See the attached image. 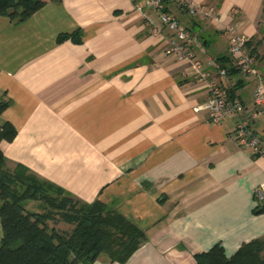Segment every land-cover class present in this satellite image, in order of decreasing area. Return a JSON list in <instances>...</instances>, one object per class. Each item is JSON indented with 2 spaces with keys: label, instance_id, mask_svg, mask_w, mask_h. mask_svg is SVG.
<instances>
[{
  "label": "crops",
  "instance_id": "crops-1",
  "mask_svg": "<svg viewBox=\"0 0 264 264\" xmlns=\"http://www.w3.org/2000/svg\"><path fill=\"white\" fill-rule=\"evenodd\" d=\"M191 1L214 7L217 19L190 16L174 0L164 9L197 38L198 58L227 69V92L252 112L259 82L236 71L222 28L262 39L264 75V0ZM145 4L57 0L20 25L0 16V101H10L0 124L17 131L0 149L10 171L106 204L143 231L146 241L124 264H195L217 244L231 257L264 236V213H255L264 206L255 198L264 197V158L236 144L235 120L210 122L201 109L207 84L171 55L168 31ZM74 34L81 43L58 42ZM251 129L264 144L261 116ZM93 264L119 263L102 254Z\"/></svg>",
  "mask_w": 264,
  "mask_h": 264
},
{
  "label": "trees",
  "instance_id": "trees-1",
  "mask_svg": "<svg viewBox=\"0 0 264 264\" xmlns=\"http://www.w3.org/2000/svg\"><path fill=\"white\" fill-rule=\"evenodd\" d=\"M48 1L57 0H0V16L20 25ZM66 39L77 44L82 41L81 35L74 34L61 35L58 42ZM261 40L248 42L255 60ZM228 94L234 96L232 91ZM9 105V100L0 101V117ZM16 135L12 124H0V144L14 141ZM28 203H38L41 210H28ZM255 213H264V206ZM0 217V264H93L102 254L109 262L124 264L147 239L136 225L106 204L82 203L26 171H10L1 149ZM60 223L72 229L58 230ZM195 264H264V236L243 244L231 257L217 244L196 255Z\"/></svg>",
  "mask_w": 264,
  "mask_h": 264
},
{
  "label": "built area",
  "instance_id": "built-area-1",
  "mask_svg": "<svg viewBox=\"0 0 264 264\" xmlns=\"http://www.w3.org/2000/svg\"><path fill=\"white\" fill-rule=\"evenodd\" d=\"M174 1L190 16L201 15L204 18L217 19L218 13L214 7L207 8L191 0ZM145 5L158 13L161 26L168 31L167 42L171 55L180 62L191 64L195 70L196 80L207 84L209 97L201 109L208 113L210 122L219 125L228 119L235 120L234 140L236 144L242 150L249 152L252 157L264 158V144L251 129L252 121L257 116L264 119V75L259 72L256 60L250 54L248 39L234 26L222 28V33L230 37V56L237 70L245 77L255 78L259 82L253 94L254 109L249 113L245 111L240 99L229 96L224 84L228 76L227 69L210 57L204 60L197 57L196 48L199 47L197 38L172 14L165 11L164 0H146ZM152 33L157 36L159 30L153 27ZM211 71L217 74V78L212 77ZM255 198L259 203L264 201L259 191L255 193Z\"/></svg>",
  "mask_w": 264,
  "mask_h": 264
},
{
  "label": "rangeland",
  "instance_id": "rangeland-1",
  "mask_svg": "<svg viewBox=\"0 0 264 264\" xmlns=\"http://www.w3.org/2000/svg\"><path fill=\"white\" fill-rule=\"evenodd\" d=\"M41 205H39L38 203H28L26 205V208L30 211H34V212H37V211H40L41 210ZM72 228V226H71Z\"/></svg>",
  "mask_w": 264,
  "mask_h": 264
}]
</instances>
